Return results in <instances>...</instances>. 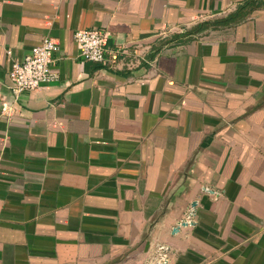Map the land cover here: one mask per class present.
Listing matches in <instances>:
<instances>
[{
    "label": "crops",
    "instance_id": "crops-1",
    "mask_svg": "<svg viewBox=\"0 0 264 264\" xmlns=\"http://www.w3.org/2000/svg\"><path fill=\"white\" fill-rule=\"evenodd\" d=\"M244 1L0 0V264H264V6L157 49ZM46 37L59 78L16 97Z\"/></svg>",
    "mask_w": 264,
    "mask_h": 264
},
{
    "label": "built area",
    "instance_id": "built-area-1",
    "mask_svg": "<svg viewBox=\"0 0 264 264\" xmlns=\"http://www.w3.org/2000/svg\"><path fill=\"white\" fill-rule=\"evenodd\" d=\"M109 36L108 32L100 28H83L75 32L74 39L85 61L105 63ZM60 50L56 39L46 37L23 59L13 61L9 72L13 94L18 97L25 91H33L57 81L59 75L54 67V56ZM4 109L8 110L6 104Z\"/></svg>",
    "mask_w": 264,
    "mask_h": 264
},
{
    "label": "trees",
    "instance_id": "trees-1",
    "mask_svg": "<svg viewBox=\"0 0 264 264\" xmlns=\"http://www.w3.org/2000/svg\"><path fill=\"white\" fill-rule=\"evenodd\" d=\"M264 6V0H246L239 4L237 9L225 17L214 18L202 21L194 27L187 29L183 33H177L172 35L170 38L164 39L162 44L157 47L158 51L161 46L165 44H182L187 43L194 38L195 35L206 31L207 29L217 28L225 25L241 22L246 19L254 10Z\"/></svg>",
    "mask_w": 264,
    "mask_h": 264
}]
</instances>
